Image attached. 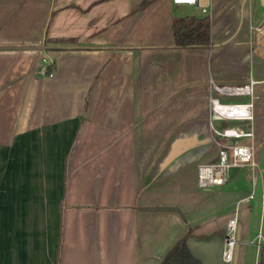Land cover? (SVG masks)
<instances>
[{
    "label": "crops",
    "instance_id": "0c3cea01",
    "mask_svg": "<svg viewBox=\"0 0 264 264\" xmlns=\"http://www.w3.org/2000/svg\"><path fill=\"white\" fill-rule=\"evenodd\" d=\"M145 1L0 0V264H157L182 236L199 264H256L264 115L255 119L253 102H264V15L247 12L253 70L225 75L241 67L244 47H171L174 4ZM252 1L206 0L204 14ZM44 57L51 75L38 73ZM248 78L251 118L209 119V97H248L213 95L210 83ZM229 123L250 131L235 142L250 144L254 166H229L222 184L199 187L196 164L215 159L216 140L231 141L213 131Z\"/></svg>",
    "mask_w": 264,
    "mask_h": 264
},
{
    "label": "built area",
    "instance_id": "2783aa9c",
    "mask_svg": "<svg viewBox=\"0 0 264 264\" xmlns=\"http://www.w3.org/2000/svg\"><path fill=\"white\" fill-rule=\"evenodd\" d=\"M172 4H188L195 5L200 14L206 12V4H200L199 0H170ZM52 60L44 57L40 59L37 66L40 75H51ZM255 81L248 78L244 84L229 85L214 88L221 93L234 94V95H248L249 99L244 102H219L215 97L208 99V115L209 119H250L251 108V92L252 85ZM210 124V121H209ZM215 134L219 137H224L229 143L223 144L220 141H215L217 144L216 157L212 162H200L196 164L195 168V182L199 187L213 186L214 184H222L224 181L225 173L229 166H244L248 165L250 168L254 166L252 160V147L250 144H238L235 142L237 137H245L250 135V131H239L232 127L221 128L219 130L213 129ZM250 196V194H248ZM231 215L225 220L223 228V236L221 240L220 260L229 263L232 257L233 244L236 242V219L237 214L235 209L230 213ZM256 238L260 239L261 234L258 232Z\"/></svg>",
    "mask_w": 264,
    "mask_h": 264
},
{
    "label": "rangeland",
    "instance_id": "374dc122",
    "mask_svg": "<svg viewBox=\"0 0 264 264\" xmlns=\"http://www.w3.org/2000/svg\"><path fill=\"white\" fill-rule=\"evenodd\" d=\"M263 6L264 5L262 3H264V0H253L252 3L247 4V2H240L239 5L237 6V8H233V7H226L225 9H222L219 7V5H217L215 7V10L212 11V13L209 17V32L210 34V40H209V45L205 48H220L223 49L225 51V54H231L232 49H237V48H241L243 50V47L245 48V53L241 54L238 59L241 60V67H227L225 68L222 73L225 75H230V74H237L239 72H243L245 71L246 74L247 73H251V71L253 70L255 64V59L256 56H259L255 53L254 51V46H255V34L253 35V33H255V29L252 28L250 25V27L248 28V24L249 21L247 19V12H249V10H252L253 14L255 16H262L264 15V11L258 10V12H256V7L259 5ZM251 5V6H250ZM174 6V14H178V15H197L199 14V12L197 11V8L195 5H188V4H175ZM234 12V13H233ZM237 14H236V13ZM229 15V18L227 20H225L226 15ZM260 14V15H258ZM254 16V17H255ZM253 24H255V21L252 22ZM250 23V24H252ZM247 26L248 28V38L246 37H242V34L245 33V27ZM227 28V29H226ZM243 38V40H242ZM239 55V54H238ZM243 57V58H242ZM212 59V58H211ZM218 83L220 82H224V81H217ZM234 83L235 85H241V82L237 81V82H233V81H229L227 80L226 83ZM210 87H211V92L212 94H216L215 92V88L213 86L212 83H210ZM262 95L260 94V97ZM245 98L247 96H244ZM236 100V98H231L228 97L226 100ZM240 99V98H239ZM248 99V97L246 98V100ZM261 99V98H260ZM260 99L257 98V101L254 99V108H255V119H258V116L261 115V111L262 114L264 115V107H262L261 105L264 104V102L260 103ZM252 103V102H251ZM226 120V119H225ZM228 125H232V124H227V125H223L221 128H228V127H233L234 129L236 127L234 126H228ZM228 126V127H227ZM239 129V128H236ZM242 129V128H241ZM264 136V134H263ZM247 139L239 137L238 140H245ZM262 150L260 153V159H259V163L261 166H263L264 164V140L261 144ZM259 194V186H256L255 192L253 194V197L255 200H258ZM254 230V229H253ZM259 241V239H258Z\"/></svg>",
    "mask_w": 264,
    "mask_h": 264
},
{
    "label": "trees",
    "instance_id": "16d2710c",
    "mask_svg": "<svg viewBox=\"0 0 264 264\" xmlns=\"http://www.w3.org/2000/svg\"><path fill=\"white\" fill-rule=\"evenodd\" d=\"M146 3L141 0L138 7ZM209 18L205 14L177 15L171 19L170 33L172 34L171 47L193 48L209 45ZM264 196V195H263ZM263 216L260 226L262 241L259 243L256 264H264V203ZM185 237L172 243L157 264H199L198 259L191 253L185 243Z\"/></svg>",
    "mask_w": 264,
    "mask_h": 264
},
{
    "label": "water",
    "instance_id": "95a60500",
    "mask_svg": "<svg viewBox=\"0 0 264 264\" xmlns=\"http://www.w3.org/2000/svg\"><path fill=\"white\" fill-rule=\"evenodd\" d=\"M205 1H206V0H199V3H200V4H204Z\"/></svg>",
    "mask_w": 264,
    "mask_h": 264
}]
</instances>
